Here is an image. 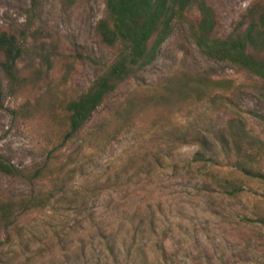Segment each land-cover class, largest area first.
<instances>
[{
    "label": "rangeland",
    "instance_id": "rangeland-1",
    "mask_svg": "<svg viewBox=\"0 0 264 264\" xmlns=\"http://www.w3.org/2000/svg\"><path fill=\"white\" fill-rule=\"evenodd\" d=\"M255 1L264 5L208 0L213 36L229 35ZM104 17V0H0V31L23 50L16 85L0 70V159L17 171L0 173V203L48 191L65 169L76 173L69 190L87 197L79 213L48 208L0 227V264H264V183L221 154L190 163L195 141L218 152L231 122L264 145L259 80L200 54L189 30L197 11L64 143L66 104L116 55L95 35Z\"/></svg>",
    "mask_w": 264,
    "mask_h": 264
},
{
    "label": "trees",
    "instance_id": "trees-1",
    "mask_svg": "<svg viewBox=\"0 0 264 264\" xmlns=\"http://www.w3.org/2000/svg\"><path fill=\"white\" fill-rule=\"evenodd\" d=\"M104 4L105 17L98 21L95 35L103 46L115 49L116 55L107 71L94 81L85 94L66 104L69 131L64 136L65 144L78 139L97 110L122 85L136 79L140 72L157 60L159 50L172 35L175 24L185 21L193 10L197 11L198 19L196 23L189 24V30L200 54L216 62L229 63L258 79L264 101V5L260 1L248 7L242 20L223 39L213 36L217 18L208 0H104ZM22 55L19 39L7 31H0V70L12 85L18 82L16 68ZM248 114L263 120L251 112ZM195 142L199 148L190 163H213L221 154L242 176L264 183V171L259 167L264 163V145L250 137L242 126L232 122L228 125L219 139V153L206 149L201 141ZM65 171L59 183L46 192L1 202L0 227L7 232L14 228L19 218L48 208L61 214L81 212L87 197L69 190L76 173L73 169ZM0 173L10 177L17 175L14 167L2 159ZM37 174L50 177L43 169ZM240 190L239 186H230L226 192L236 195ZM258 220L264 224L263 218Z\"/></svg>",
    "mask_w": 264,
    "mask_h": 264
}]
</instances>
